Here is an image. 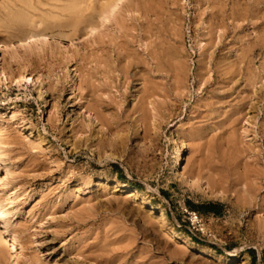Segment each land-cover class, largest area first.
I'll return each instance as SVG.
<instances>
[{"label": "rangeland", "instance_id": "374dc122", "mask_svg": "<svg viewBox=\"0 0 264 264\" xmlns=\"http://www.w3.org/2000/svg\"><path fill=\"white\" fill-rule=\"evenodd\" d=\"M107 1L0 0V264H264V0Z\"/></svg>", "mask_w": 264, "mask_h": 264}, {"label": "bare ground", "instance_id": "6f19581e", "mask_svg": "<svg viewBox=\"0 0 264 264\" xmlns=\"http://www.w3.org/2000/svg\"><path fill=\"white\" fill-rule=\"evenodd\" d=\"M109 1V0H108ZM107 1V2H108ZM126 2H127V0H112V3L111 4H109L110 5V7H108L107 9H105L106 11L104 12V14H102L101 16H100V18L98 17V19L97 20H95V21H93V22H91L89 25H88V27H87V30H85L84 32V34H86V35H88L90 32L92 33V31H95L96 29H98V28H95V27H98L100 24H102V22H104L105 20L107 21V19L106 18H108V17H112V16H114L115 15V13L117 12V10L119 9V8H123V5H125L126 4ZM106 3V2H105ZM101 7H103V6H101ZM101 10H103V9H101ZM104 11V10H103ZM71 14V13H70ZM96 15L94 14V17H95ZM3 18V17H2ZM96 19V18H95ZM80 20V19H79ZM110 20V19H109ZM105 21V22H106ZM23 23V22H22ZM82 26H80V28H81ZM99 28H100V26H99ZM82 29V28H81ZM95 29V30H94ZM48 30V29H47ZM18 31V30H17ZM16 32V31H15ZM58 32V31H57ZM96 32V31H95ZM83 33V32H82ZM91 33L89 34V35H91ZM78 35V34H77ZM80 35V34H79ZM23 36V35H22ZM73 36H75L74 34H69V33H61V34H57V33H52V34H32V35H29V37H25V38H23V40H19L18 42H17V47L20 45V48H22V44H24L25 45V43L26 44H28V42H48L49 40H55V39H57V38H59V39H62V41L63 40H72L71 38L73 37ZM86 37V36H85ZM89 37V36H88ZM76 38V37H75ZM15 42V41H14ZM8 43V42H7ZM7 43H0V46H1V48H4V49H6V50H8V49H10L9 47H11L12 45H8ZM45 43V44H46ZM50 43V42H49ZM48 43V44H49ZM29 45V44H28ZM47 45V44H46ZM14 46V45H13ZM15 47V46H14ZM14 47H13V49H14ZM16 47V48H17ZM24 47L25 46H23V49H24ZM216 50V49H215ZM115 51V50H114ZM116 51H118V50H116ZM176 53V52H175ZM178 56V55H177ZM129 57V56H128ZM171 57H174V56H171ZM176 58H178V57H176ZM222 62V61H221ZM224 62H227V61H224ZM223 62V63H224ZM220 63V62H219ZM222 63V64H223ZM229 63V62H228ZM227 63V64H228ZM114 64H115V61H114ZM113 64V65H114ZM218 65V64H217ZM216 64H215V66H217ZM234 65V64H233ZM115 66V65H114ZM211 66V65H210ZM221 66V65H220ZM219 66V67H220ZM246 67V66H245ZM244 67V68H245ZM209 68V67H208ZM222 68V67H221ZM218 70H220V68L218 69ZM231 70V69H230ZM241 70H243V69H241ZM210 71V70H209ZM221 72L222 71H226V70H220ZM220 71H215V73L217 74V76L219 75V73H221ZM228 72V71H227ZM241 72V71H240ZM233 73V72H232ZM231 73V75L233 76V74ZM206 74H208L209 75V72L208 73H206ZM223 74H225L226 75V73H223ZM239 74V73H238ZM243 74V73H242ZM235 75V74H234ZM205 76V75H204ZM221 76V75H220ZM222 76H224V75H222ZM227 76H229V74L227 75ZM237 76V75H236ZM201 77H203V74H201ZM12 78V77H11ZM20 78V77H19ZM221 78V77H220ZM234 78L236 79V77L234 76ZM234 78H231L232 80H234ZM21 79H22V77H21ZM13 80V79H12ZM14 80H16V79H14ZM14 80H13V82H14ZM17 81H18V79H17ZM16 81V82H17ZM20 82H22V81H20ZM42 83H44V82H42ZM41 84V83H40ZM39 84V85H40ZM49 87H50V85H49ZM51 88V87H50ZM101 90V89H100ZM38 91V90H37ZM41 91V90H40ZM39 91V92H40ZM42 93V92H41ZM43 94V93H42ZM40 97H41V95H40ZM42 98V97H41ZM45 101V100H44ZM95 102V101H94ZM88 109V108H87ZM97 109V108H96ZM261 126V125H260ZM264 127V126H263ZM81 134V133H80ZM5 136V135H4ZM8 137V136H7ZM1 138H3V137H1ZM0 138V139H1ZM5 139H2L3 141L5 140V143L7 142V143H9V144H14V140L12 141L10 138H6V137H4ZM1 141V140H0ZM17 142V141H16ZM6 143V144H7ZM3 145V144H2ZM15 145H17V143H15ZM1 146V145H0ZM4 146V145H3ZM6 146V145H5ZM105 147V146H104ZM79 148V147H78ZM101 148V147H100ZM1 149H3V148H1ZM4 149H5V147H4ZM7 150V149H6ZM179 150V149H178ZM3 151V150H2ZM8 152H9V150H7ZM5 152H3V154H4ZM7 153V152H6ZM177 153V155L175 156V158L174 159H178V155H179V152H176ZM1 154V153H0ZM3 154H2V156H3ZM4 157H6V155L4 156ZM180 160V159H179ZM177 161V160H176ZM178 164V163H177ZM193 178H195V177H193ZM186 179V178H185ZM192 179V178H191ZM191 179H189V180H191ZM199 179V178H198ZM197 179V177H196V179H193V180H191L190 181V183L192 184H194V185H197L202 191H204L205 193L207 192V188L206 189H204L203 187H205V186H203L202 185V183L201 182H199V180ZM188 180V179H187ZM186 180V181H187ZM201 181V180H200ZM203 182V181H202ZM120 184V183H119ZM250 188V187H249ZM118 191H122L123 193H126L127 194V196H128V200L129 199H133L134 201H139V202H141V204H145V206H147L149 209H155L151 204H148L145 200L146 199H144L143 197H142V195H141V193L138 191V190H136V189H128V188H125L123 185H121L120 184V186L118 187ZM252 188H250V189H245L246 191V193L248 194V196L247 197H250L251 199L252 198H255V197H253V195H252V190H251ZM117 190V189H116ZM208 190H209V192L211 191V188H208ZM253 191H254V188H253ZM207 193L208 195L210 194V193ZM244 192V193H245ZM254 193V192H253ZM221 194V193H220ZM211 195V194H210ZM212 195H213V193H212ZM218 196V195H217ZM220 196V195H219ZM244 196H246V194H244ZM225 197V196H224ZM243 199V198H242ZM248 199V198H247ZM246 199V197H245V200H246V202L248 201V203H249V205H250V200H247ZM253 200V199H252ZM244 201V200H243ZM242 201V202H243ZM254 201V200H253ZM247 203V204H248ZM243 204H244V202H243ZM246 204V203H245ZM252 204V203H251ZM254 205V204H253ZM244 207V206H243ZM248 207V206H247ZM252 209V208H251ZM250 209V210H251ZM2 216V215H1ZM153 221H154V223L157 225V226H159L160 227V229H162L163 231H166L167 232V238H169V239H171V240H174V241H177L178 243L180 242L181 244H184L185 246H188L189 245V242L187 241V240H185L182 236H180V235H178L175 231H173V230H171V228L169 227V225H168V223L163 219V217L161 216V217H154V219H153ZM2 231V230H1ZM3 232V231H2ZM3 240H4V237H3ZM3 240H2V237H1V235H0V246L2 245V243H3ZM6 243V242H5ZM4 243V244H5ZM2 250H3V248H2ZM3 251H5V250H3ZM2 251V252H3ZM201 252V254H203V255H205V256H207V258H216L215 260H217V263H219V264H222V263H228V260L226 259V257L224 258V257H222V256H217L216 255V253L214 252V251H210V252H205V251H203V250H201L200 251ZM178 254H179V252H177ZM186 253V251H185V249H180V254L179 255H182V254H185ZM238 253V252H237ZM2 255H4V253H1ZM172 254V253H171ZM175 255V254H174ZM177 255V254H176ZM139 256V255H138ZM138 256H136V257H138ZM172 256H173V254H172ZM233 256H235V255H233ZM115 257V256H114ZM118 257V256H117ZM121 257V256H120ZM113 258V257H112ZM111 259V258H110ZM109 260V259H108ZM107 260V261H108ZM105 261V260H104ZM107 261H106V263H107ZM110 261V260H109ZM112 261V260H111ZM117 261V260H116ZM115 261V262H116ZM115 262H113L112 261V263H114V264H116ZM120 262V261H119ZM1 263V262H0ZM124 263V262H123ZM130 264V263H129ZM140 264V263H139ZM141 264H143V263H141Z\"/></svg>", "mask_w": 264, "mask_h": 264}, {"label": "trees", "instance_id": "16d2710c", "mask_svg": "<svg viewBox=\"0 0 264 264\" xmlns=\"http://www.w3.org/2000/svg\"><path fill=\"white\" fill-rule=\"evenodd\" d=\"M188 206L190 209H192L193 211H198V212H203V213H213V214H218V206L217 205H213V204H208V205H200V206H196L194 204L188 203Z\"/></svg>", "mask_w": 264, "mask_h": 264}, {"label": "built area", "instance_id": "2783aa9c", "mask_svg": "<svg viewBox=\"0 0 264 264\" xmlns=\"http://www.w3.org/2000/svg\"><path fill=\"white\" fill-rule=\"evenodd\" d=\"M190 216H191L192 222L198 221V219H199L197 213H195V212L190 213Z\"/></svg>", "mask_w": 264, "mask_h": 264}]
</instances>
